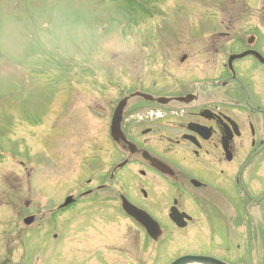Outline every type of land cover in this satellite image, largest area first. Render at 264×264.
Segmentation results:
<instances>
[{"label": "flooded vegetation", "instance_id": "flooded-vegetation-1", "mask_svg": "<svg viewBox=\"0 0 264 264\" xmlns=\"http://www.w3.org/2000/svg\"><path fill=\"white\" fill-rule=\"evenodd\" d=\"M183 2L177 8L193 13L186 22L196 30L204 23L207 32L187 31L173 11L154 32L146 28L142 47L127 48L128 67L117 76L127 79V90L104 112L113 147L108 181L95 175L62 191L50 200L49 215H66L64 223L88 218L96 230L93 222L106 209L113 243L123 239L144 256L150 245L152 253L171 244L182 250L164 264L187 256L211 258L207 264H264V248L257 259L245 257L246 247H264V0ZM61 99L59 125L84 108L70 96ZM99 150L90 153L89 167ZM112 188L101 201L98 195ZM130 207L139 213L132 216ZM123 257L120 264L160 261Z\"/></svg>", "mask_w": 264, "mask_h": 264}, {"label": "rangeland", "instance_id": "rangeland-1", "mask_svg": "<svg viewBox=\"0 0 264 264\" xmlns=\"http://www.w3.org/2000/svg\"><path fill=\"white\" fill-rule=\"evenodd\" d=\"M177 5L183 0H0V264H120L123 256L164 264L182 252L171 244L152 253L150 245L144 256L130 246L131 256L123 239L113 243L106 209L93 222L96 230L88 218L64 223L66 215H49L50 200L62 191L95 175L108 181L113 147L104 112L127 90V79L117 78L128 67L127 48L142 47L146 28L154 32L173 11L187 31L207 32L204 23L196 30L186 22L190 7ZM214 29L220 31L218 24ZM65 96L84 108L59 125ZM111 195L113 188L98 197ZM263 248L246 247V259H257Z\"/></svg>", "mask_w": 264, "mask_h": 264}, {"label": "water", "instance_id": "water-1", "mask_svg": "<svg viewBox=\"0 0 264 264\" xmlns=\"http://www.w3.org/2000/svg\"><path fill=\"white\" fill-rule=\"evenodd\" d=\"M123 103L119 104L114 116L112 115V120H111V126H110V135L113 138V125L116 126V124L118 125V122L120 120V116H121V106ZM118 128V126H117ZM115 130V129H114ZM116 131V130H115ZM129 206H127L128 209ZM132 209L133 213L132 216H134L135 213H139L137 210L133 209V208H129ZM128 214H130L128 212ZM130 214V215H131ZM33 222V218L29 217L27 219L24 220V224L25 225H30ZM149 233L151 234V231H149ZM156 239V237H155ZM180 260L175 261L173 264H207V259H211V258H205V257H193V256H187V257H183V258H179Z\"/></svg>", "mask_w": 264, "mask_h": 264}]
</instances>
